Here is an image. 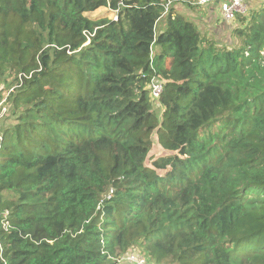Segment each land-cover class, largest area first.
Returning <instances> with one entry per match:
<instances>
[{
    "label": "trees",
    "instance_id": "16d2710c",
    "mask_svg": "<svg viewBox=\"0 0 264 264\" xmlns=\"http://www.w3.org/2000/svg\"><path fill=\"white\" fill-rule=\"evenodd\" d=\"M166 2L0 0V264H264V7L218 47Z\"/></svg>",
    "mask_w": 264,
    "mask_h": 264
},
{
    "label": "rangeland",
    "instance_id": "374dc122",
    "mask_svg": "<svg viewBox=\"0 0 264 264\" xmlns=\"http://www.w3.org/2000/svg\"><path fill=\"white\" fill-rule=\"evenodd\" d=\"M172 1H174V0H172ZM182 3H184V4H180V5H178V7L176 6L175 8L172 7L173 11L175 13H178V14H179V12H182L186 15L185 17L187 19L191 20L189 18V17H191V14H190L191 12H189V11H194L193 8H195V5H187V2H182ZM172 5L174 6V2H172ZM245 7L247 9V12L244 16H249V15H251V11L253 9L256 10V9L261 8V7H264V0H245ZM195 9L197 10V12L199 14L201 13L197 8H195ZM104 13H108V16H109V12L107 10H105L104 7H101L99 9H97L96 11H94L91 15L94 16V15H100V14H104ZM166 16H167V13H165L164 15L162 14V16H161L162 18L159 20L158 25H157L158 27L155 25L156 34H157L158 30H160L162 28L163 25H164V27L160 31H164L167 28ZM187 16H189V17H187ZM202 18H206V13L204 11H202ZM221 20H222V18H221V16L219 18L218 10L214 8L213 13H212V17H211V21H209L206 18V20H204V19L201 20V22L204 25L203 24H201L199 26L197 24L196 25L198 26L199 30L201 31V33L203 35H206L207 37L211 38L212 41H214L216 46L227 47V46L235 45L238 42V39L236 38V36L233 35L232 29L234 27L240 25L241 22H239L237 19H235L233 21H229V22L222 21L223 25L221 26L220 25ZM152 53H154V47H152ZM5 86H6V84H4V83L0 84V98L5 96L7 93L6 92L7 90L4 89ZM152 109L154 110V112H156V115H158V117L160 118L163 108L159 104V102L155 99H152ZM9 124H12L11 115H7L4 119H2L0 121V127H2V129L4 127L8 126ZM152 141H153V144L150 147V150L148 151L147 157L145 159V164L147 166H151L152 162L155 159H157L158 157L173 153L167 149H164L158 143L157 136H156L155 132L152 135ZM158 172H161V171H158ZM131 252H134V253L140 255L137 247L131 249ZM131 252H129V253H131ZM118 264H130V263H128L125 259L123 260V257H122V259H118Z\"/></svg>",
    "mask_w": 264,
    "mask_h": 264
},
{
    "label": "built area",
    "instance_id": "2783aa9c",
    "mask_svg": "<svg viewBox=\"0 0 264 264\" xmlns=\"http://www.w3.org/2000/svg\"><path fill=\"white\" fill-rule=\"evenodd\" d=\"M171 2H172L171 0H167V2L164 4V11L162 13L163 15L167 13ZM194 3L198 6H207L213 4L215 8L218 10V13L221 16L222 20L226 22L233 21L235 19L236 14L238 13L246 14L247 12V9L245 7V0H195ZM122 5H123V0H117V7L115 9H111L112 18L114 20L117 19L118 17L117 10ZM262 54L264 56V50ZM164 82H165L164 79H162L160 76H154L152 78L149 85L151 99H155L158 101V98L163 91ZM12 89L13 87H11L7 91V93ZM7 93L5 96L0 98V120L8 113L9 107L6 101ZM3 215L6 216L7 211H4ZM2 226L4 228L10 226V223L8 222L7 218L2 219ZM123 259H126L128 262L135 264H146L145 259L139 254H136L134 252L126 254L123 257Z\"/></svg>",
    "mask_w": 264,
    "mask_h": 264
},
{
    "label": "crops",
    "instance_id": "0c3cea01",
    "mask_svg": "<svg viewBox=\"0 0 264 264\" xmlns=\"http://www.w3.org/2000/svg\"><path fill=\"white\" fill-rule=\"evenodd\" d=\"M174 2V8L177 6L178 7V5H180V4H184V3H182V2H187V5H189L188 3H190V4H192V5H195V8H197L201 13L199 14L198 12H197V10L195 9V8H193L194 9V11H189V12H191L190 14H191V17H189V16H187V17H189L195 24H197L198 26L199 25H201V24H203L202 22H201V20H206V18L209 20V21H211V17H212V13H213V10H214V8H215V6L213 5V4H210V5H207V6H198V5H196L195 3H193V2H195V0H174L173 1ZM216 9V8H215ZM105 10H107V8H105ZM108 11V10H107ZM202 11H204L205 13H206V18H202ZM109 12V11H108ZM179 14H181V15H184V16H186L184 13H182V12H179ZM218 15H219V13H218ZM109 17H112V13L111 12H109ZM162 17H160L159 19H158V21L156 22V26L158 25V22H159V20L161 19ZM219 18H220V15H219ZM217 19V18H216ZM222 21L223 20H221L220 21V25L222 26L223 25V23H222ZM204 25V24H203ZM158 27V26H157ZM164 27V25L162 26V28ZM162 28L160 29V30H162ZM160 30H158V32L160 31ZM155 32H156V28H155ZM157 32V33H158ZM154 47V55H157V54H159V52H160V49H159V47H158V45H154L153 46Z\"/></svg>",
    "mask_w": 264,
    "mask_h": 264
},
{
    "label": "clouds",
    "instance_id": "9594fccd",
    "mask_svg": "<svg viewBox=\"0 0 264 264\" xmlns=\"http://www.w3.org/2000/svg\"><path fill=\"white\" fill-rule=\"evenodd\" d=\"M112 18V17H111Z\"/></svg>",
    "mask_w": 264,
    "mask_h": 264
}]
</instances>
